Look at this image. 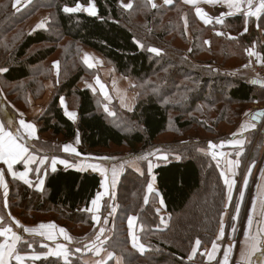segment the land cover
<instances>
[{
    "label": "trees",
    "instance_id": "obj_1",
    "mask_svg": "<svg viewBox=\"0 0 264 264\" xmlns=\"http://www.w3.org/2000/svg\"><path fill=\"white\" fill-rule=\"evenodd\" d=\"M127 1L32 0L18 10L14 0H0V69H6L0 85L9 103L28 112L30 98L44 97L45 83L54 78L53 63L58 62L53 96L37 119L39 134L50 137L51 142H62L63 148L74 145L77 138L80 145L76 149L79 155L63 152L58 145L56 158L78 164L88 152L117 155L121 150L139 154L159 149L157 155H162L161 160H150L156 165L153 175L128 168L120 176L116 187L120 231L105 248L121 256L125 264H208L204 251L216 242L226 212L227 186L217 162L203 151L223 135L230 139V130L250 108L264 107V81L260 85L254 83L253 75L226 72L245 67L255 43L264 61V41L256 30L259 27L264 36V14L255 24L239 15L205 26L182 0H169L159 8L148 0H134L128 8ZM77 3L83 7L94 4L97 14L63 10L75 8ZM43 14L47 28L29 33V25ZM153 48L160 54L150 51ZM89 51L135 82L138 97L133 112L116 105L112 117L100 93L81 88L96 76L85 62ZM64 97L79 113L77 124L60 105ZM216 107H222L219 114ZM255 155L248 162L257 161ZM102 185L103 176L98 172L51 170L41 190L11 181L9 210L23 226L44 221L72 234L73 227L94 232L92 201ZM16 186L19 192L14 191ZM156 190L159 203L153 195ZM156 203L166 216L158 214ZM132 216L138 220L135 236L144 246L143 252L133 246L125 229ZM243 216L242 212L237 225ZM166 217L168 227L163 225ZM229 231L230 222L226 235ZM56 234L62 239L59 230ZM197 239L201 242L198 247ZM42 241L28 239L20 244L19 252L42 254ZM193 248L197 249L195 255ZM11 264L20 262L14 258ZM22 264L79 263L41 257L28 258Z\"/></svg>",
    "mask_w": 264,
    "mask_h": 264
},
{
    "label": "crops",
    "instance_id": "obj_2",
    "mask_svg": "<svg viewBox=\"0 0 264 264\" xmlns=\"http://www.w3.org/2000/svg\"><path fill=\"white\" fill-rule=\"evenodd\" d=\"M182 1L187 6L194 9V12H195L198 20L201 23H203L205 26L213 25L218 20L223 21L225 19L232 18L234 16H239V15L245 16L248 20H251L252 23L255 24V22H258V20L264 14V11H262L258 16H247L245 13L247 11H249V8H248V4H247L246 0L244 3H242L240 5L241 10L239 12H237L235 8H229L227 3L223 2V0H219V2H215V0H213V2H205V0H197V2L195 4L187 3V2H185V0H182ZM150 3H151V5H152V3H154L156 5V8H159L163 5L169 4L170 1L167 0V2H165V0H151ZM129 4H131V0L129 1ZM14 5H15L16 9L21 10L26 6V3H25V0H19V3H17V0H14ZM258 5H259V3L257 0H252V9L251 10L255 11V9H256V7H258ZM197 8L202 10V14L205 15L210 22L205 23L204 19H202L201 16L197 14V11H196ZM96 10H97V8H96ZM46 19H47V16L45 14L37 17L29 25V26H31L28 28L29 33L37 31V30H41V29H46L47 28ZM41 24L43 26L38 27V25H41ZM256 30L258 31V33H260V37L263 38L262 32L259 29V27L256 26ZM91 53H93V52H91ZM257 57L260 58L261 60H263L261 58L262 56L259 53V51H258ZM84 58H85V55H84ZM249 62H250V58H248V63ZM248 63L244 68L248 69V65H250ZM87 64H88V62H87ZM58 65H59V63H58ZM3 72H0V75ZM54 74L58 76L56 70H55ZM121 77H123V76H121ZM126 79L130 81V79H128V78H126ZM261 82H263V81H261ZM85 84L86 83H84V85ZM84 85H82V89L93 90L90 87H84ZM45 86H46V91H45L44 97L42 99H39V100H35L34 98H30V102H31L30 103V109L28 110V112H24L20 108L9 103V101H8V99H7L5 93H4V91L0 85V124L3 125L5 131H11V132H13V134L18 135L20 137L19 142L24 144L28 148L29 155L35 157V161L31 164L26 163V160H21V161H18L16 164L13 165L12 171L17 174L16 178H13L11 172L8 171L7 165L0 162V171L3 172V179L7 184V195L6 196H5V189L3 187H0V204L4 205L5 208H7L8 210H9L8 205H9V198H10V196H9L10 195V182L14 181L15 185L22 184V185H25L27 187L34 188L37 190L43 189V187L45 185V179H46L47 173L49 171H51L53 168V160L56 161L55 171L65 170V169L70 168V169L80 171V172L81 171L98 172L102 175V173H101L102 168H100V167H96V169H92L91 171L88 169H85L82 165V162H84V160H82V159L78 162V164H70V162H68L67 159L56 158L54 148H57L58 145L61 148H63L62 147L63 144L60 145V143L57 142L56 140H54L52 142L50 141V139H47V138H43L40 140L41 136L39 134L37 119L39 117H41V115L44 113L45 109L47 108L48 103L50 102V100L53 96L54 90H55V85L53 84V81H51V80L47 81L45 83ZM131 86L133 89L134 84ZM125 96H127V95H125ZM137 97H138L137 94H136L135 98H134V96L128 97V105H129L128 108H123V107L119 106V104H118V106L123 110L132 111V109H134V107L136 106ZM104 98H105V96H104ZM62 99H63V104H61V101H60V105H61L62 109L64 110L65 115H66V112L76 114L75 119L70 118L68 115H66V117L72 123L77 124L79 121V113L76 110H73L69 107L68 101L65 97ZM260 109H264V108H259V107L250 108V110L244 115V119L246 118V120L244 121L245 124L243 127V131H241L240 134H237L235 139H234V140L244 139V147L238 148V150L236 149L232 152H233V155L235 154V156L238 152H240L241 154L239 156H241V157L244 156L245 163H244V165L241 166L240 162H239V166L234 167L232 170H229L228 174L230 176H237L238 174L243 173V168H244V184L242 186L236 185V187L241 188V190L236 193V197L233 196L234 184L231 188V191H229V188L226 185L227 186V201H226V212L224 214V219L227 217V214H228V219L230 218L229 215H230V212L232 210L231 204L233 203V201L236 202V200L238 199V197H237V195H238L239 196V205H241L240 207L244 206V212H243L244 216L242 218V225L244 226V233L248 229L250 231V228H249V226H251V224H249V218L250 217H251V223L253 220L264 221V200H262L260 197V196L264 195V119L260 124H258L257 122L248 118L250 115L254 114L257 110H260ZM20 120H24L26 123H31L35 126L36 131H35L33 136H29L27 134V130H25L20 125V123H19ZM32 144L38 145L39 147L38 148L34 147V146H32ZM41 146L43 147V149H41ZM71 146L73 147V145H71ZM257 149L259 150V152H257ZM62 151L65 152L64 150H62ZM254 154H256L255 156L258 158L257 161H255L253 163H250V161L248 162V160L250 158H252V156ZM233 155H231V156H233ZM60 161H66L68 166H66L64 163H60ZM232 161H239V159L235 157V159L232 158ZM26 171H27V179L30 181V183H25L24 180L19 178V174L26 172ZM227 177L231 181V178L229 176H227ZM105 178L108 179L109 182H113V183L116 180V179H114V181H112L111 180L112 176L110 174H107L105 176ZM105 178L103 176L102 188H103L104 183H105ZM223 178L225 181V175L223 176ZM41 180H43V185L40 184ZM229 196L231 197V200H229ZM234 197H235V199H234ZM101 203H103L102 199H100L98 201V205ZM229 205H231L230 208L228 207ZM259 206H263V208H261V212H259ZM96 208H97L96 206H93L92 210L94 211V210H96ZM157 210H159L158 214L161 217H164L167 215L165 210L161 209V204L158 205ZM254 210H256V211H254ZM240 214L242 215L241 210L238 213V219L240 217ZM14 218L15 217H13V219ZM131 218H133L132 219L133 227L129 228V236L131 237L132 244H133L134 243L133 236H135V233L137 230L138 220H137V217H134V216H132ZM11 219H12V217H11ZM224 219L222 220L223 224H224ZM231 219L229 220L230 223L232 221ZM8 223H9V225H12L10 222L4 221L2 215H0V229L7 228ZM40 224L49 225V224H54V223L42 221V222L36 223L34 226L27 227V228L33 229V228H36ZM128 224H129V221H128ZM21 226L17 225V232L15 229L14 230L11 229V230H12V232H15L16 234H18L21 237V241L18 242L17 249H18V254L25 257V259L23 261H27L28 258H30L33 255H39L40 257H45V258L57 257V258H61L65 262L69 261L67 258L70 257V252H71L70 251V242L67 241V239L65 238V236L68 237V232L61 234L62 239H59L56 237V235H57L56 231L61 229V228H59V227L56 228L57 227L56 225H55L56 227L54 229H47L46 228L43 230L45 233L47 230H50L53 233L52 234L53 238L48 239L47 233H46V235H43V236L35 235L32 233H29V235H28L26 233V231H24V228H26V227H24V226L21 227ZM220 229H221V226H220ZM219 234H220V230H219V233L217 234V237H216L215 244L217 245V249L214 253V258L209 259V254H212V252H213L212 246L207 247L206 250L204 251V255L208 259V264H218L217 260L220 258L219 256H222L225 254V252H224L225 250L223 249L224 248L223 247V242H224L223 240H224V235L226 234V224H225V228H223V238L222 239H218ZM98 236H101V231H99ZM31 238H36V239L42 238L43 239L42 245L40 247L44 249V253L36 254V253L30 252V253L22 254L19 252L20 244L26 243L28 241V239H31ZM135 238H136V236H135ZM44 240H45V242H44ZM105 242L106 241H104V239H103L100 243L94 245L90 250V255L81 258V264H125L124 259L121 256H118L115 253H113V252H111L105 248L106 247ZM135 242L137 245H142L137 238H136ZM58 246H63V248L67 250L68 254H67L66 259L64 256L48 255V253L50 251L56 250ZM87 246L88 245H86V247ZM135 248L139 252H143V251H140L138 246ZM144 251H145V248H144ZM97 253H99V254H97ZM12 259H14V258H12ZM11 260H10L9 264H11Z\"/></svg>",
    "mask_w": 264,
    "mask_h": 264
},
{
    "label": "rangeland",
    "instance_id": "obj_3",
    "mask_svg": "<svg viewBox=\"0 0 264 264\" xmlns=\"http://www.w3.org/2000/svg\"><path fill=\"white\" fill-rule=\"evenodd\" d=\"M31 1L32 0H25L26 5H28ZM257 1L258 3H260L259 0ZM131 2L133 3L134 0H131ZM88 7L89 6H85V7L81 6V10L79 11L87 12L86 9ZM253 37H256V36H253ZM259 38L260 40H262V42L264 41V36L263 38L259 36ZM249 52L253 54L252 55L249 54L250 62L248 64L250 65H248V69L241 67L235 71L228 70L226 72L235 73V75L243 74V75H246L248 78H250V75H253L252 78L255 79L253 80L254 83H259L261 82V78L258 76L257 69L258 68L261 69L264 67V61L257 57L258 46L256 43L253 45V47L250 48ZM86 57L88 58V64L92 65L91 67L96 72V76L94 77V79L90 80L85 85L84 84L82 85H84V87L92 88L93 89L92 91H94L95 93H100L103 96V98L105 96L106 99L104 98V100L106 102V111L112 117L116 115V108L118 104L119 106L123 108H128L129 107L128 97L134 96L135 98L137 94L133 90L135 87V82L131 79L130 81L127 80L126 77L124 78V76L121 77V75L117 74L112 67H109L107 65V62L103 58H101L99 55H97L96 53L94 54V53H91L90 51L86 52L85 59ZM55 70L58 74L59 65H58V69L54 67V72ZM97 78L99 79V83H97ZM51 81H53L54 85H57L58 76L54 74V78ZM133 84H134V87L132 89L131 85ZM82 85H81V88H82ZM119 106L117 109H121ZM255 107H259V106H255ZM259 108H264V107L262 106ZM215 109H216L215 111L216 114H219L222 107H216ZM215 109H212V110H215ZM133 110L134 109H132V111L130 112H133ZM245 120L246 118L244 119V116H243L242 120H240L237 123L238 124L237 127L235 129L230 130L229 134L232 136L231 137L232 139L231 138L226 139L224 138L225 135H223L221 136L223 138L220 140L222 141L220 144H218L220 141L218 143L211 142V144L214 145V147L212 148L208 147V149L203 151L205 153L210 154L212 158L217 162L221 174L223 172L224 175L229 176L231 178V181H234L233 196L235 197H236V193L241 190V188L236 187V185L242 186L244 184V168H243V173H240L237 176H230L228 174V171L232 170L233 168L229 167L228 161H232V158H231L232 157L231 155H233L231 153L232 151L236 149L238 150V148L244 147V139H239V140H234V139L237 134H240V132L243 131L242 125L244 126ZM43 136L40 137V140L46 137L50 139V137L48 136H44V137ZM193 137L196 140L200 139L198 135H195ZM236 141H242L243 143L242 145H240V144L235 143ZM61 144L63 143L61 142ZM79 145L80 143L75 141L73 147L75 149H78ZM32 146L37 147V148L39 147L38 145H34V144H32ZM225 148H228L229 150L226 151ZM41 149H43L42 146H41ZM121 151L123 152L117 153V155H100V153L96 154V153L88 152L86 156L84 155V159H82L84 160V162H82V165L85 169L92 170V169H96V167H100L102 168L101 173L104 176V178L107 174H110L112 176L111 180L112 181H114V179L116 180L113 183V182H109V180L105 178L104 186L99 193V194H102L101 199L103 200V203L99 204V209L97 210L96 208V210H94V213L92 215L94 226H95L94 228H96V231L92 232V229L88 227L87 228L82 227L81 229H76L75 227H73V231H75L74 234L76 235L68 232V237H70L71 239H67V241L70 242V247L73 252L70 254L71 258L68 257L67 259L72 261L73 263L78 262L80 264L81 258L89 256L90 250L94 245L100 243L103 239L104 241H106L105 244H108L107 241L109 239H113L114 234L115 235L119 234L120 230H118V224H120V220H118V217H119L118 216V206L116 205L117 203L116 187L120 180V176L124 172H126L128 168L136 170L141 174H144V172L147 170L149 175L151 174L153 175L156 165L151 163L150 160L158 161L162 159L161 153L160 155H157L158 152L160 151L159 149H155V150L148 149V151L146 150L139 154H133V153L128 154L125 150H121ZM213 153H215V156H213ZM240 154L241 153L238 152L236 156L235 154L234 156L239 159V162L241 165V158H244V156L241 157L239 156ZM165 157H164V161L167 160V157L166 158ZM149 165H151V168H149ZM113 170H115L116 172L115 177H113ZM14 191L19 192V186L14 187ZM153 195L157 197L158 203H159L160 201L159 193L156 191ZM237 197L238 199L236 200V202L233 201V203L231 204L232 210L229 215L230 218L228 219V214H227V217L224 219V224H223V228H225V224L229 225V220L232 218L231 219L232 221L230 223L229 234L228 235L225 234L224 240H223L224 241L223 249L225 251L228 250L229 248L231 249L228 255V264H264V221L253 220L251 223V226H249L250 231L248 229L244 233V226L242 225V222L240 225H237L239 211L242 210V212H244V207L243 206L240 207L241 205H239V196L237 195ZM260 197L262 200H264V195ZM158 203H156V207H158ZM231 205H229L228 207L230 208ZM8 208H9V205H8ZM261 208H263V206H259V212H261ZM237 209H239L238 212H237ZM0 215H2L4 221L10 222L12 224V225H9L8 223L7 228H11L13 230L15 229L17 232L16 222H19V225L23 226V224L18 220V218L16 216H13L10 210L5 208V206L2 204H0ZM13 217H16V218L13 219ZM94 217H99V220L97 221V219H94ZM129 218L126 220L125 229H127V231H129V228H130L128 224ZM167 219L168 217H166L165 221L163 222L164 223L163 225L165 227H168L169 225V220ZM35 224L27 225L24 227L26 228L31 227V226H34ZM132 227H133V224H132ZM102 228H103V234H101V236H99L100 239L97 240L98 233L99 231H101ZM116 230L118 231V233L116 232ZM85 232L88 233L86 237L84 236L86 235ZM26 233L29 235V232H26ZM252 237H256L257 240L259 241V248L254 253H251V248H250V244L252 243V240H251ZM119 238H117L116 240L117 241L120 240ZM30 240L34 241L37 239L31 238ZM86 245H89L88 248L85 247ZM77 249H80V251H77ZM36 251L41 252L39 249ZM242 254H243V258H242ZM219 257L220 258L217 260V263L223 264L224 255L219 256Z\"/></svg>",
    "mask_w": 264,
    "mask_h": 264
},
{
    "label": "snow or ice",
    "instance_id": "obj_4",
    "mask_svg": "<svg viewBox=\"0 0 264 264\" xmlns=\"http://www.w3.org/2000/svg\"><path fill=\"white\" fill-rule=\"evenodd\" d=\"M149 2H151V0H149ZM165 2H167V0H165ZM185 2L195 4L197 2V0H185ZM205 2H213V0H205ZM215 2H219V0H215ZM223 2L227 3L229 8H235L236 11L239 12L241 10L240 5L242 3H244L245 0H223ZM246 2L248 4V8H249V11H247L245 13L247 16H258L262 11H264V0H260V3L258 5V7H256L255 11L251 10L252 9V0H246ZM17 3H19V0H17ZM125 7L131 8L132 5L128 4V5H125ZM152 7H156V5L154 3H152ZM63 10L66 13L76 12V11L81 10V5L79 3H77L75 8L65 7ZM86 10L90 15H96L97 14V10H96L94 4L90 3V6ZM196 11H197V14L200 15L202 19H204L205 23L210 22L207 19V17L202 14L201 9L197 8ZM217 22H222V21L218 20ZM42 26H43L42 24L38 25V27H42ZM245 31H247V28H245ZM150 51L156 53L157 55L160 54L158 49L153 48V49H150ZM249 54L252 55L253 53L249 52ZM85 62L86 63L88 62L87 57L85 59ZM89 66L91 67L92 65H89ZM53 67L58 69V62H54ZM3 71H6V69H0V72H3ZM97 83H99L98 78H97ZM61 104H63V99H61ZM66 115H68L72 119H75L76 114L66 112ZM19 123L25 130H27V134L29 136L34 135L36 129H35V126L33 124L26 123L24 120H20ZM242 127H244V126L242 125ZM19 140H20V137L18 135L13 134V132H11V131H5L3 125L0 124V162L7 165V169L9 172H11L13 178H16V176H17V174L12 171L14 164H16L18 161H21V160H26V163H28V164H31L35 161V157L29 155L28 148L24 144L20 143ZM77 142H79L78 138H77ZM235 143L242 145L243 142L242 141H236ZM209 147L212 148V147H214V145H212L210 142ZM63 150L65 152L71 151V152L79 155V153L76 152V149L74 147H72L71 145H65ZM213 156H215V153H213ZM60 163H64L66 166H68L66 161H60ZM55 164H56V161L53 160V168H52L53 171H55ZM228 164H229L230 168L238 167L239 161H228ZM149 168H151V165H149ZM115 175H116V172H115V170H113V177H115ZM222 175H224V174L222 173ZM19 178L24 180L25 183H30V181L27 179V171L20 173ZM40 184L43 185V180L40 181ZM225 184L228 186L229 191H231V188L234 184V181H230L228 179V177L225 175ZM0 187H3L5 189V196H6L7 195V184L3 179V172L2 171H0ZM148 190H149V192H151V190H152L151 185L148 186ZM101 196H102V194L98 193L96 199H94L92 201V204L97 207V210L99 209L98 201L101 199ZM229 200H231L230 196H229ZM238 211H239V209H237V212ZM94 219H97V221H98L99 217H94ZM132 219L133 218H129V227L130 228L132 227ZM16 223L18 226H20L19 222H16ZM249 224H251V217L249 218ZM55 227L56 226L54 224H49V225L40 224L36 228H33V229L24 228V231L35 234V235L43 236V235H46V233L43 231L44 229H46V228L47 229H54ZM59 232L61 234H64L65 230L59 229ZM101 234H103V229H101ZM0 237H4V241L0 242V264H9V262L12 258H15V260L17 262H20V264H22L25 257L18 254V249H17V245H18V242L21 241V237L18 234H16L15 232H12L11 228L0 229ZM47 238L52 239L53 238L52 234L47 233ZM65 238L71 239L70 237H67V236H65ZM222 238H223V221H221V229H220V234L218 236V239H222ZM99 239H100V237L97 236V240H99ZM251 240H252V243L250 244L251 253H254L259 248V241L257 240L256 237H252ZM133 241H134V243H133L134 247L138 246L140 251H144L143 245H137L136 244L135 236H133ZM200 243H201L200 240L197 239L196 240V246L198 247L200 245ZM29 247H31V245H29ZM212 249H213V252H212V254H209V259L214 258V253L217 249V245L215 243H213ZM196 250H197L196 248H193V255H195ZM230 250L231 249L229 248L228 250L225 251L223 264H228V255H229ZM77 251H80V249H77ZM67 254H68L67 250L64 249L63 246H58L56 250L50 251L48 253V255H52V256H64L65 259L67 258ZM97 254H99V253H97ZM30 258L33 260L41 259V257L39 255H33ZM189 258L191 259L192 257H189ZM242 258H243V254H242Z\"/></svg>",
    "mask_w": 264,
    "mask_h": 264
},
{
    "label": "water",
    "instance_id": "obj_5",
    "mask_svg": "<svg viewBox=\"0 0 264 264\" xmlns=\"http://www.w3.org/2000/svg\"><path fill=\"white\" fill-rule=\"evenodd\" d=\"M259 83L260 85L262 84V82ZM248 118L260 124L264 119V109L257 110L254 114L250 115Z\"/></svg>",
    "mask_w": 264,
    "mask_h": 264
},
{
    "label": "built area",
    "instance_id": "obj_6",
    "mask_svg": "<svg viewBox=\"0 0 264 264\" xmlns=\"http://www.w3.org/2000/svg\"><path fill=\"white\" fill-rule=\"evenodd\" d=\"M260 2V0H259ZM257 73H258V76L261 77L262 79H264V67L261 68V69H257Z\"/></svg>",
    "mask_w": 264,
    "mask_h": 264
}]
</instances>
